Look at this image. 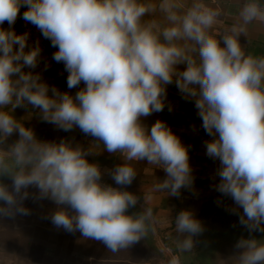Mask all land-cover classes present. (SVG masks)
Listing matches in <instances>:
<instances>
[{"label":"clouds","instance_id":"1","mask_svg":"<svg viewBox=\"0 0 264 264\" xmlns=\"http://www.w3.org/2000/svg\"><path fill=\"white\" fill-rule=\"evenodd\" d=\"M221 16L204 0H0V145L14 132L19 137L0 148V173L12 178L11 191L0 184V215H27L21 204L34 187L39 198L58 206L51 215L57 228L79 231L112 253L144 239L153 208L127 214L140 198L101 183L100 167L86 159L92 145L39 140L11 112L30 105L43 122L66 132L79 128L119 154L123 163L109 173L117 185L132 184L133 162L162 169L165 178L155 179L143 200L151 201L153 193L179 197L194 180L189 149L166 122L157 119L150 128L143 123L166 107L173 111L167 88L174 85L194 103L212 138L204 147L208 158L219 161L215 190L243 210L239 222L249 232H264V56L247 53L239 42L264 10L258 0H248L237 26L214 32ZM18 19L56 49L51 59L63 64L74 95L35 71L49 64L39 39L29 42V31H15ZM174 224L176 233L188 234L177 239L180 251L191 252L203 225L191 210H181ZM235 247L241 249L238 264H264L261 240L241 238ZM168 264L181 261L174 255Z\"/></svg>","mask_w":264,"mask_h":264},{"label":"crops","instance_id":"2","mask_svg":"<svg viewBox=\"0 0 264 264\" xmlns=\"http://www.w3.org/2000/svg\"><path fill=\"white\" fill-rule=\"evenodd\" d=\"M204 2L222 10V16L213 31L227 32L240 22L239 11L248 0H204ZM258 2L264 10V0ZM239 42L247 53L264 56V16L258 17L246 26V32L239 36ZM41 48L49 67L44 70L42 62L35 71L41 72L42 78L49 85H54L61 92L67 91L74 95L77 89L67 88V72L63 64L51 59L56 49L51 47L49 41ZM167 99L173 105V111L169 112L166 107L163 112L154 113L144 119L143 123L149 128L157 119L167 123L189 149V164L194 180L190 188L181 189L179 197L153 193L151 201H145L143 197L150 192L155 179L162 181L165 178L162 169L148 165L146 161L133 162L137 176L132 184L117 185L109 173L115 166L123 163L119 154L108 153L103 149V145L96 144L97 141L93 137L85 135L79 128L66 132L53 124L43 122L39 110L33 109L30 105L27 109L15 108L11 115L26 128H31L34 133H43L47 141L58 143L64 139L73 146L79 144L85 149L92 145L93 154L86 159L100 167L101 183L135 194L140 198L137 204L142 209L152 207L154 215L149 235L154 236L156 249L168 250L171 257L174 255L179 257L181 264H191L179 255L176 239L171 236L175 232L174 221L177 214L181 210H191L196 218L201 204L207 199H212L215 204L226 208H238V206L230 197L223 196L215 190V185L219 182V177L216 175L219 161H214L205 155L204 141L212 138L201 127L202 121L196 114L194 103L185 102L174 85L168 86ZM18 138V133L14 132L0 145V148L6 150ZM34 200L37 201L35 203L37 208L49 202L53 204L52 200L39 196ZM2 205L3 201H0V206ZM21 206L28 210L24 201ZM19 213L16 212L10 217L0 215V264H154L152 246L145 238L127 249L112 253L102 242L84 238L79 231L68 232L63 228H57L51 222V216L44 217L39 209L28 210L27 215H19ZM160 238L164 239L166 247ZM195 250L196 247L194 253Z\"/></svg>","mask_w":264,"mask_h":264},{"label":"rangeland","instance_id":"3","mask_svg":"<svg viewBox=\"0 0 264 264\" xmlns=\"http://www.w3.org/2000/svg\"><path fill=\"white\" fill-rule=\"evenodd\" d=\"M36 138L41 139L43 141H47L46 137L43 133H35ZM0 184L7 186L8 190H12V178L5 174L0 182ZM28 193L31 194L27 199H24V205L28 206V210L39 209L43 213L44 217H50L51 213L57 210L58 206L53 202L48 203L43 207H35V198L38 197V189L34 187H29L27 189ZM22 201V202H23ZM4 203V202H3ZM34 204V205H33ZM22 205V204H21ZM215 210H206L207 213L203 217L205 219L201 221L203 225L204 231L196 236V246L200 244L203 249L200 251L201 261L206 264H238L237 256L240 254L241 249L235 247L238 240L241 238L247 239L249 235V230L247 227L242 225L235 217L234 219L229 220L227 217H230L232 214H236V217H240L242 213H239L240 208H226L214 203ZM65 207V210L71 215L72 210L70 208ZM232 209H237L236 212H233ZM142 211V208L137 204L133 208H129L127 214L132 215ZM19 215H22L19 213ZM24 215V214H23ZM216 217L213 219L212 217ZM10 217V216H7ZM255 232V231H254ZM262 242H264V232H257ZM146 241L149 240L152 246L153 252V262H157V264H168V261L171 259L170 253L166 249L157 250L155 246V238L152 234L145 237ZM163 242L164 247H166L164 243V239L160 238ZM162 247V246H160ZM165 253V254H163ZM160 261V262H159ZM196 262V261H195Z\"/></svg>","mask_w":264,"mask_h":264},{"label":"trees","instance_id":"4","mask_svg":"<svg viewBox=\"0 0 264 264\" xmlns=\"http://www.w3.org/2000/svg\"><path fill=\"white\" fill-rule=\"evenodd\" d=\"M5 174H3V173H0V182H1V180H2V178H3V176H4ZM213 206H215L214 205V202L212 201V199H207V200H205L202 204H201V206H200V209H199V211H198V214H197V217H196V219H198L200 222L201 221H203L204 219H205V217H203L204 215H205V213H207L206 212V210H215L214 209V207ZM243 212V210H240L239 211V213H242ZM237 215L236 214H232L230 217H227L229 220H232V219H234V217L238 220V219H240V217H236ZM213 219H215L216 217L214 216V217H212ZM234 221H235V219H234ZM258 231H252V232H250L249 233V235L247 236V239H250V238H255V239H257V240H260V238H262L261 236H259L258 235V233H257ZM260 233H263V232H260ZM203 249V247L199 244L198 245V247H196V250H195V253H194V257H195V261H196V264H206V263H203L202 261H201V258H200V255H201V250Z\"/></svg>","mask_w":264,"mask_h":264},{"label":"built area","instance_id":"5","mask_svg":"<svg viewBox=\"0 0 264 264\" xmlns=\"http://www.w3.org/2000/svg\"><path fill=\"white\" fill-rule=\"evenodd\" d=\"M14 29L18 34L24 32L25 30L29 31L30 33L29 42L39 39L41 47H44L48 43V40H45L32 25L30 24L25 25L24 22L20 19H18L17 22L15 23Z\"/></svg>","mask_w":264,"mask_h":264},{"label":"water","instance_id":"6","mask_svg":"<svg viewBox=\"0 0 264 264\" xmlns=\"http://www.w3.org/2000/svg\"><path fill=\"white\" fill-rule=\"evenodd\" d=\"M2 27L7 28L8 27L7 23H5ZM186 235H188V234L185 233L183 235H180V234L174 232L171 236L173 238H175L176 242H177V239H183L184 236H186ZM193 240H194V248L191 250V252H181L179 247H178V244H177L179 255L182 258H184L187 261V263H191V264L195 263V260H194V249H195V246H196V236L193 237Z\"/></svg>","mask_w":264,"mask_h":264}]
</instances>
